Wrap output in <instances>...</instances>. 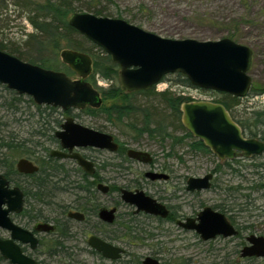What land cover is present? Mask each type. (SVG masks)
Returning a JSON list of instances; mask_svg holds the SVG:
<instances>
[{
    "label": "rangeland",
    "instance_id": "1",
    "mask_svg": "<svg viewBox=\"0 0 264 264\" xmlns=\"http://www.w3.org/2000/svg\"><path fill=\"white\" fill-rule=\"evenodd\" d=\"M45 0H0V44L8 49L24 45L27 35L33 32L29 23L33 16L31 10L38 5L44 4ZM74 13H88L87 9L101 10L103 15L113 19H121L146 32L153 33L161 38L172 40L192 39L196 41H218L228 38L233 42L248 47L252 51V61L248 74L252 79V85L248 95L239 99L231 114L235 120H249L252 125V118L256 113L264 111V0H75ZM70 16V15H69ZM69 16L67 18H69ZM90 53L101 57L103 50L99 51L90 42L86 45ZM58 51L54 57L56 67L54 71L67 74L71 79H76L74 74H70L60 59ZM25 56L34 57L33 51L27 48H20ZM103 54H102V53ZM182 78L175 74L169 75L162 80L159 89H166L176 96L188 97L192 101L217 102L222 99L220 93L202 91L190 85L181 83ZM119 86V80L116 82ZM97 86L108 88L109 84L96 78ZM158 91L157 87L154 88ZM12 90L0 84V136L12 134L19 140H30L33 144L39 138L37 132L42 129V117L48 116L51 123L54 120L64 121L67 117L74 118V114H68L59 108L44 109L41 106L38 111L34 105L27 101V96H23V101L18 106V111L7 109L4 101H9ZM30 98V97H29ZM134 106L139 110L147 109L149 121L161 123L167 132L175 137L183 135V131L178 128L176 120L164 109L159 102L147 101L142 95L136 94L129 98ZM112 103H120L119 100L104 101V107ZM37 106V105H36ZM47 107V106H46ZM85 110V109H84ZM144 120L143 112L137 114L136 118L130 121L141 123ZM79 124L112 135L120 144L126 148L146 151L155 159L157 168L167 166L177 174L185 176V179H171L167 183L149 185L141 181L138 186L131 182L130 178L147 171L145 166L138 164H126L133 171V176L129 175V180L122 178L120 170L113 164H118L119 159L115 154L108 152H97L93 149L79 150L85 158L96 163L109 164L103 169L101 176L115 178L118 187H134L143 191L147 196L164 202L180 219L192 217L198 214L204 207H211L222 212L223 208L230 209L231 212H222L231 215L235 223L242 229L241 235L230 239H219L211 242H202L199 236L192 231L178 230L169 222H158L154 217L133 216V208L124 205L118 193L102 195L98 192L96 204L100 207H111L115 203L119 204L117 217L112 226L101 224L97 217L91 216L88 222L81 224L72 222L73 237L66 242L67 251L56 257L47 254L50 243L43 240V244L34 253V257L42 264H103L98 257L91 252L87 244L90 235H99L110 242L119 243L126 246L127 255L124 260L132 261V264H141L145 256H151L161 262V264H264V258L248 260L240 257L241 244L245 243V237L249 234L264 237V190L257 188L264 184V167L256 168L255 165L264 166V155L250 159H238L233 162V171L223 166L216 172L213 179V187L207 191H202L196 195H189L180 191L181 182L185 183L188 177H202L218 166V160L210 155L189 151L187 143L192 140L185 139L183 145L175 146L173 152L176 157H165L170 148V141H161L160 138H149L146 134L138 136L122 125H115L105 119L103 115L92 117L79 110ZM140 125V124H139ZM48 126V125H47ZM42 127V128H41ZM53 128L45 132L47 135L58 130L53 124ZM258 132L257 139L260 140L264 133V123L252 128ZM47 135L42 137L40 142H44V147L49 150L54 148L53 143L47 140ZM31 151L38 159L46 158L47 153L40 148H33ZM181 158V160L178 159ZM1 158V155H0ZM24 156L14 158L16 162ZM234 161V160H232ZM69 167H74L66 163ZM111 164V165H110ZM154 167L152 166L151 169ZM0 173L3 170L0 168ZM140 177V175H139ZM70 181H76L75 173L69 175ZM138 176L135 177L137 180ZM23 186H28L27 179L23 177L15 178ZM63 185L50 184L47 193L50 205L33 206L36 211L41 212L48 220L60 219L62 208L74 209L79 206L75 191L62 190ZM136 186V187H135ZM240 190H232L234 188ZM64 188V186H63ZM246 196H249L246 198ZM29 207L25 204L24 208ZM231 221V220H229ZM17 223L31 227L26 218L16 220ZM30 224V225H29ZM128 227L132 228L129 233ZM0 264H5L0 260Z\"/></svg>",
    "mask_w": 264,
    "mask_h": 264
},
{
    "label": "water",
    "instance_id": "2",
    "mask_svg": "<svg viewBox=\"0 0 264 264\" xmlns=\"http://www.w3.org/2000/svg\"><path fill=\"white\" fill-rule=\"evenodd\" d=\"M68 25L94 46L103 50L110 61L119 68L120 88L127 93L153 88L164 78L173 74L184 76L190 86L202 91H211L242 99L251 88L248 71L252 61V51L228 38L218 41H196L192 39L172 40L146 32L121 19L96 17L90 13H73ZM61 62L76 76L45 69L19 60L0 51V84L18 95L30 97L37 106L70 109H98L102 98L97 89L88 81L92 73V59L82 52L64 49L60 52ZM181 124L183 128L217 158L218 161L250 159L264 155V141L248 138L241 127L232 119L222 104L210 101H192L181 104ZM60 143L59 150H51L50 157L75 160L86 174L95 172L94 163L73 149H95L115 153L118 144L110 134L103 133L74 122L67 117L55 132ZM67 151V153L63 151ZM129 159L149 164L151 155L134 149L126 152ZM17 173L32 175L38 167L26 158L15 163ZM151 180H167L165 174H147ZM212 174L203 177H190L186 182L188 192H200L210 188ZM96 190L106 195L108 187L98 184ZM124 204L134 207L135 213H145L165 219L168 211L164 205L147 196L143 191L120 190ZM24 195L20 188L11 187L3 173H0V229L9 233V239H0V255L9 264H37L25 256L15 242L37 247L38 241L31 232L16 225L12 214L21 213ZM116 209L101 207L97 218L106 225L113 223ZM67 217L83 222L81 212H68ZM184 229L194 230L203 241L217 236L229 238L237 231L227 221L225 215L210 207L201 210L195 220L187 219L180 223ZM34 230L50 233L54 226L37 223ZM247 245L241 250V258H264V237L250 235ZM87 244L106 259H116L122 251L119 248L91 235ZM142 264H160L154 258L146 257Z\"/></svg>",
    "mask_w": 264,
    "mask_h": 264
},
{
    "label": "trees",
    "instance_id": "3",
    "mask_svg": "<svg viewBox=\"0 0 264 264\" xmlns=\"http://www.w3.org/2000/svg\"><path fill=\"white\" fill-rule=\"evenodd\" d=\"M75 0H45L44 4L36 5L32 11L33 16L28 18L29 23L33 28V32L27 35V41L24 45L16 47L17 49L10 48L8 49L3 44H0V51L5 52L13 57L18 58L21 61L37 65L45 69H54L56 67V60L54 55L62 49V44L65 49H71L77 52H82L88 54L92 59V73L88 77L87 81L99 91L102 98V105L104 101H115L119 100L120 103H112L108 107L100 106L98 109L86 108L83 110L89 116L96 117L103 115L106 120L113 122L115 125H122L125 128L132 131L134 134L141 136L146 134L149 138H160L161 141L169 140L170 148L165 157H176V154L173 152L175 146L183 145L185 139L192 140V142L187 143V148L191 152L202 153L204 155H210L215 157L201 141L193 138L181 125V112L180 106L183 103L190 102L191 99L188 97L176 96L175 94L169 91L155 92L154 87L139 92L127 93L124 92L120 86L116 83L119 73V68L117 65L113 64L110 61L109 56L103 54L102 56H94L90 53V49L86 48V45L90 43L87 39L81 36L76 30L71 28L68 25V16L75 12V7L73 5ZM87 12L96 16V17H106L103 15L101 10H90L87 9ZM110 18V17H108ZM96 47V46H95ZM20 48H27L29 51H33L34 57L25 56L24 53L20 51ZM96 49H98L96 47ZM101 51V49H98ZM66 68L67 66L64 65ZM68 70V68H67ZM70 74H73L68 70ZM176 77L182 78L181 83L190 85L188 80L180 75L175 74ZM96 78L101 79L102 81L109 84L108 88L104 89L96 84ZM251 92L254 90H250ZM255 93V92H252ZM139 94L142 95L147 101L150 102L156 101L163 105L164 109L167 110L170 116L176 120L178 128H180L185 134L180 137H175L171 133L167 132V129L162 126L161 123H153L149 121V113L147 109L139 110L133 103L129 100L130 97ZM12 97L9 101H4V106L7 109H13L18 111V106L23 101V95H18L15 92H12ZM222 99L214 103L222 104L225 109L229 112L232 119L241 127L243 134L248 138H256L258 132L252 128H256L258 124L264 123V111L256 113V116L252 118V125L248 124L249 120L238 121L235 120L231 114V108L236 105L238 98L229 96L227 94H220ZM27 101L34 105L35 108L40 111L41 106H36L31 98L27 97ZM44 109H50L54 111L55 109L49 106H44ZM143 112L144 120L139 123L136 121H130V119L136 118L137 114ZM48 116L40 118L42 119V129L44 131L37 132L38 140L32 143L30 140H19L17 136L8 134L7 136H0V168L3 170V174L10 184L16 186L22 190L24 193L25 204L29 207H26L23 210V214L31 222H36L40 219H44L43 215L40 214L33 206H45L50 205L49 194L47 193V188L50 184L62 183L67 181L68 184H73V190L75 191L76 198L79 200V212L83 213L85 216L84 221L81 224L88 222V218L91 216L97 217L98 205L96 201L98 199V191L96 190L97 176L87 175L81 169H79V182L70 181L69 175L65 168L58 164H52L48 161V152L49 149L44 147V142H40L41 138L46 136L48 130L53 128L49 125L53 124L55 127L60 124L59 120H54L51 123L48 121ZM140 124V125H139ZM48 125V126H47ZM47 140L50 143L54 142L53 134L47 135ZM261 141H264V133L260 138ZM33 148H40L42 151L47 153L46 158L38 159L34 157V153L31 151ZM125 150L126 147L124 144L120 147L118 151V159L122 160L119 164H113L116 169L123 168L122 164L125 162ZM17 156H24L26 159L32 161L37 167L38 172L32 175H22L17 173L15 169L14 158ZM181 160L180 157H178ZM239 161L235 159L234 161H225L219 163L218 166L212 170L217 172L223 166L233 171V162ZM106 163H101L102 169L107 167ZM256 168H263L262 164L255 165ZM164 169H167V166H163ZM23 177L29 181L28 186H23L15 178ZM257 188L264 190V184L256 185ZM72 190V191H73ZM232 190L238 191L240 188L236 187ZM110 194V192H109ZM249 196H246L248 198ZM49 201V202H47ZM67 208H62L61 214L64 216L65 210ZM231 212V210L223 208L222 212ZM56 225L57 233H60L55 239L54 247L63 248L62 238H70V229L66 224H64L63 219H52ZM69 229V230H68ZM129 233L132 232V228H127ZM61 240V241H60ZM53 256L63 254V251H54L51 253ZM253 260V259H248Z\"/></svg>",
    "mask_w": 264,
    "mask_h": 264
},
{
    "label": "flooded vegetation",
    "instance_id": "4",
    "mask_svg": "<svg viewBox=\"0 0 264 264\" xmlns=\"http://www.w3.org/2000/svg\"><path fill=\"white\" fill-rule=\"evenodd\" d=\"M68 68V67H67ZM69 70V69H68ZM250 70V69H249ZM70 71V70H69ZM71 72V71H70ZM249 72V71H248ZM249 75V74H248ZM250 76V75H249ZM251 78V77H250ZM251 85H252V79H251ZM251 89V88H250ZM67 113L68 114H74V118H73V120H74V122L75 123H77V124H79V110H76V109H70V110H68L67 111ZM65 121V120H64ZM64 121H60V124L58 125V126H56V128H58V130H56V131H54V133H53V137H54V134H55V132H57V131H59L60 130V127H61V125L63 124V122ZM181 121V120H180ZM182 125V124H181ZM183 127V126H182ZM185 133L183 132V135H184ZM191 135V134H190ZM192 136V135H191ZM193 137V136H192ZM194 138V137H193ZM114 140H115V142L118 144V150L115 152V153H111V154H115L116 155V158L118 159V151H119V149H120V144L118 143V141L114 138ZM53 145H54V148H52V149H50L49 150V152L51 151V150H59V151H62V149L60 148V143H59V141L57 140V139H55V137H54V142H53ZM129 149H132V148H126V150H125V162H123V163H128V164H138L139 166H145V167H147L148 168V170L147 171H144V172H142V174L140 173L139 175H140V177H139V175H135L134 176V178H130L131 180V182H134V184H136V186H138L139 185V183L141 182V181H143L144 183H146V184H149V185H156V184H158V183H160V182H164V183H167V181H170L171 179H176V181H179L180 179H185V176H183V175H181V174H177L175 171H173V170H171L169 167L167 168V169H164L163 167H160V168H157L156 166H155V159H154V157L152 156V154H150L151 155V162L149 163V164H144V163H140V162H137V161H135V160H131V159H129L128 157H127V155H126V152H127V150H129ZM93 150H95V149H93ZM134 150H137V149H134ZM95 151H97V152H102L101 150H95ZM138 151H141V150H138ZM49 152H48V161L50 162V163H52V164H58V165H62L64 168H65V170L67 171V174L68 175H70L71 176V174L72 173H75L76 174V176H77V181L79 182V165H78V163L75 161V160H72V159H58V158H54V157H50L49 156ZM63 152H65V153H67V151H63ZM73 153H76V154H78L79 155V148H76V149H73V151H72ZM105 152V151H104ZM107 152V151H106ZM142 152H146V151H142ZM108 153H110V152H108ZM148 153V152H147ZM84 157V156H83ZM216 158V157H215ZM87 159V158H86ZM89 160V159H88ZM121 161L122 160H120L119 159V163H121ZM93 162V161H92ZM225 162V161H224ZM66 163H69V164H71L72 166H74L73 168L72 167H69L68 168V165L66 164ZM94 163V162H93ZM118 163V164H119ZM218 163H223V162H220V161H218ZM111 165V164H110ZM123 165V164H122ZM154 167L153 169H151V167ZM123 168H121V169H119L122 173H120L121 174V176H122V178H124V179H128L129 180V175H132L133 176V171L131 170V168L128 166V165H126V166H122ZM94 168H95V172H94V174H96V176H97V182H96V186L98 185V184H103V185H105V186H107L108 187V192H107V194H109V192H110V194H113L114 192L115 193H118V196H119V198H120V190L121 189H126V190H129V191H137V190H139V189H135L134 187L132 188V187H123V188H120V187H118L117 185H116V183H115V178H113V177H111V176H109V177H107V178H103L102 176H101V173H102V171H103V169H102V167H101V163L99 162V160L96 162V163H94ZM116 168V167H115ZM165 174V175H167L168 176V179L167 180H151L150 179V177H148L147 176V174ZM208 173H211L212 174V179H211V181H210V188L209 189H211L212 187H213V179H214V176H215V174H216V172H213V171H211V172H208ZM94 174H92V175H94ZM207 174V173H206ZM88 175V174H87ZM89 176H91V175H89ZM136 176H138V178H137V180H135V177ZM204 176V175H203ZM202 176V177H203ZM188 178H190V177H188ZM188 178L185 180V183H183V182H181V187H177V189H179L180 191H182V192H185V193H187V194H189V195H196V194H198V193H200V192H202V191H200V192H188L187 190H186V182H187V180H188ZM10 184V183H9ZM57 184H59V183H56L55 185H54V188H55V186L57 185ZM61 185H63L64 186V188H63V186H62V190H65V189H68V190H73L72 188H73V184H68V182L67 181H64V182H62L61 183ZM10 186L11 187H16V186H13L12 184H10ZM135 186V187H136ZM208 189V190H209ZM22 191V190H21ZM139 191H141V190H139ZM204 191H207V190H204ZM106 194V195H107ZM23 195H24V193H23ZM154 199V198H153ZM121 200V199H120ZM156 200V199H155ZM158 203H160V204H162V205H164L165 206V208L167 209V211H168V216L165 218V219H162V218H159V217H154V216H151V215H147V214H145V213H135L134 212V207H132V206H129V205H127V204H124L122 201V203L124 204V205H126V206H128V208H133L134 210H133V213H132V215L133 216H145V217H154L158 222H171V223H173L177 228H178V230H183V231H192V232H194L195 234H196V232L194 231V230H187V229H184V228H182L181 226H179V222L180 223H186V220L187 219H190V220H195L196 219V217H197V215L198 214H195V215H193L192 217H186V218H183V219H180V217H178L177 215H176V213L174 212V211H172L171 210V207H169L167 204H165L164 202H161L160 200H156ZM24 206H25V198H24V205H23V209H22V211H21V213H19V214H12L10 217H11V219H12V221L16 224V225H18V226H20V227H22L23 229H26V230H28L29 232H31L32 234H33V236L37 239V241H38V244H37V247L35 248V249H31L30 248V244H22V243H20V242H15L18 246H19V248H20V250H21V252L25 255V256H27V257H29V258H31V259H33V260H35L36 261V263L37 264H42L41 262H39L35 257H34V253L37 251V249L43 244V240H47L49 243H50V246H49V248H48V251H47V254H48V256H50V257H56V255L55 256H53L51 253L52 252H54V251H58V250H60V251H63V254L65 253V251H67V246L65 245L66 244V242H68L72 237H73V234H72V222H74L75 220H73V219H70V218H68L67 217V213L68 212H79V207H77V208H74V209H70V208H67L66 210H65V214H64V216L62 217V218H60V219H63V222H64V224H66V226H68L69 227V233L71 234L70 235V238H68V239H66V238H62L61 240H63V248H59V247H54V243H55V239H56V237H58V236H60L59 234L60 233H57V231H56V225H55V223H54V221H45V220H43V219H40V220H38V221H36V222H31V221H29L28 219H27V217L23 214V210H24ZM118 206H119V204H117V203H115L114 204V206H111V207H106V208H108V209H111V208H115L116 209V213H115V218H114V221H113V223L112 224H110V225H106V224H104V223H102L101 221V224H103V225H106V226H112L114 223H115V220H116V217H117V212H118ZM101 208V207H100ZM205 208V207H204ZM203 208V209H204ZM211 208V207H210ZM202 209V210H203ZM213 209V208H212ZM214 211H217V210H215V209H213ZM217 212H219V213H222V212H220V211H217ZM40 214H41V212H40ZM223 215H225L224 213H222ZM225 217H226V219H227V221L234 227V229L237 231V235L236 236H232V237H229V238H223V237H221V236H217V237H215V238H213V239H209V240H207V241H203V240H201V238H200V236H199V239L202 241V242H211V241H216V240H219V239H230V238H233V237H237V236H240L241 235V232H242V229L240 228V227H238V225L235 223V221L233 220V217L229 214L228 216L227 215H225ZM21 218H26L29 222H30V224H31V227L29 228V227H27V226H23V225H21V224H19V223H17L16 222V220L17 219H21ZM45 219V218H44ZM98 219V218H97ZM48 220V219H47ZM229 220H231V221H229ZM75 222H78V221H75ZM37 223H48V224H51V225H53L54 226V230L52 231V232H50V233H38V232H36L35 230H34V227H35V225L37 224ZM78 223H82V222H78ZM29 224V225H30ZM250 235H255V234H249L248 236H250ZM91 236V235H90ZM89 236V237H90ZM95 236H97V237H99L100 239H102L103 241H105V242H107V243H109V244H111L112 246H114V247H116V248H119L120 250H122L120 253H119V255H118V257L116 258V259H106V258H104L102 255H101V253H99V252H97V251H94L92 248H90L91 249V252L93 253V254H95L97 257H98V259L103 263V264H132V261L130 260V261H127V260H124V258L126 257V255H127V250H126V246H124V245H121V244H119V243H114V242H110L108 239H106V238H104V237H102V236H99V235H95ZM248 236H246L245 237V243H243V244H241L240 246H242L241 247V249H240V252H241V250L247 245V242H246V238L248 237ZM255 236H257V235H255ZM88 237V238H89ZM0 239L1 240H7V239H9V233L7 232V231H5V230H1L0 229ZM60 240V241H61ZM88 240V239H87ZM89 246V245H88ZM57 256H59V255H57ZM146 257H151V256H145L144 258H143V260L141 261V264L143 263V261H144V259L146 258ZM151 258H154V257H151ZM154 259H156V258H154ZM245 259H256V258H245ZM0 260L2 261V262H4L5 264H9V262L7 261V260H5L1 255H0ZM157 260V259H156ZM157 261H159V260H157ZM159 263L161 264V262L159 261Z\"/></svg>",
    "mask_w": 264,
    "mask_h": 264
},
{
    "label": "built area",
    "instance_id": "5",
    "mask_svg": "<svg viewBox=\"0 0 264 264\" xmlns=\"http://www.w3.org/2000/svg\"><path fill=\"white\" fill-rule=\"evenodd\" d=\"M160 84H162V83H159V84H157V85L155 86V87H157V88H158L157 90H158V91H159V90H160V91H163V90H165V89H166V86H165V85H164V88H162V89H159V85H160ZM162 85H163V84H162Z\"/></svg>",
    "mask_w": 264,
    "mask_h": 264
}]
</instances>
